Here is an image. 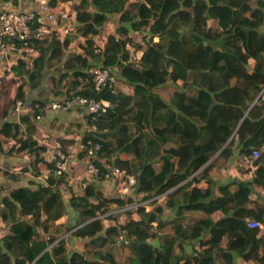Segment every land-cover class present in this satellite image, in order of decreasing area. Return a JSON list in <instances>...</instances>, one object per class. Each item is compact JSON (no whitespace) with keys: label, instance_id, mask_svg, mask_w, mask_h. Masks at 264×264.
<instances>
[{"label":"trees","instance_id":"obj_1","mask_svg":"<svg viewBox=\"0 0 264 264\" xmlns=\"http://www.w3.org/2000/svg\"><path fill=\"white\" fill-rule=\"evenodd\" d=\"M77 1L69 14L73 37L52 32L11 54L16 62L9 75L23 81L2 120L17 100L45 83V70L58 76L47 77L50 94L32 103L31 115L15 125L4 122L0 135L17 142L8 154L38 155L44 148L34 140L35 117L45 116L52 99L100 100L105 112L86 114L80 107L91 129L80 140L101 146L94 159L97 179L105 180L112 167L125 170L136 182L130 194L148 203L111 213L112 202L122 207L133 197L111 200L88 184L69 201L79 216L71 235L83 246L70 252L60 223L67 210L58 190L64 178L54 177L53 162L43 185L14 189L2 200L0 218L10 226L0 240V264H95L91 258L119 264L115 250L122 234L127 264H264V231L247 227L250 219L264 221V202L250 199L251 187L264 193V0H137L129 24L121 14L126 0ZM112 14L121 18L101 58L93 49ZM144 35L159 42L134 52L124 47L125 39ZM75 41L78 47L67 52ZM100 66L118 68L113 92L91 87L89 70ZM253 150L261 152L256 159ZM235 151L255 168L252 183L212 193L209 161L218 153L226 162ZM30 168L37 173L36 164ZM201 180L206 182L198 187ZM162 195L167 201L156 206L152 200Z\"/></svg>","mask_w":264,"mask_h":264},{"label":"crops","instance_id":"obj_2","mask_svg":"<svg viewBox=\"0 0 264 264\" xmlns=\"http://www.w3.org/2000/svg\"><path fill=\"white\" fill-rule=\"evenodd\" d=\"M40 0H0V12L3 11H11V12H24V11H36L38 14L40 13L39 2ZM48 2L51 10L55 14H59L61 12H67L69 14H75L74 8L79 3L77 0L74 2L66 1V0H45ZM137 0H126L125 2V10L123 13L129 9L130 14H135L133 10V5L136 3ZM128 4L130 7H128ZM122 14V13H121ZM121 14H112L109 15V19L111 21H117ZM72 19H68L67 22H63L58 25V28L61 27H69V30L72 31L74 29V23H71ZM197 21L199 19L197 18ZM109 24L105 23L103 28V33L105 31V35L103 38L102 36L100 39H106L108 35L114 34V31L109 30ZM209 25V23H208ZM115 26V25H113ZM116 27V26H115ZM112 29V28H111ZM115 29V28H114ZM262 33H264V26L261 29ZM72 37V36H71ZM78 47V42L75 41L71 44V47L67 49V52H71L72 49H76ZM16 62V58L12 55H9L1 64L0 68L5 67V70L9 71L11 65ZM12 74V73H11ZM14 75V74H12ZM14 77H16L14 75ZM18 78V77H16ZM15 79V78H14ZM7 85V83H6ZM16 85H18L16 83ZM168 86H172L173 83L170 82L167 84ZM264 92V91H263ZM39 93H42V90H35L27 92L23 95L24 103L26 105H30L32 108V103L39 99ZM264 95V94H263ZM161 96V95H160ZM44 97V96H43ZM53 100V99H52ZM5 102L0 101V130L2 128V124L7 122L8 124L15 125L18 121L19 116L14 113L11 109L6 119L2 120V111ZM31 115V113H29ZM28 113H23V115H29ZM22 115V116H23ZM34 125H36V137L34 140L39 142L41 139H47L50 141L58 140L62 144H66V142L73 139L71 142H75L80 140L81 136L85 132L91 131L87 127L84 122V114L80 107L73 108L69 112H60V111H50L47 110L45 116L41 117L39 120H35ZM17 144L16 140L11 137L10 134L0 135V151L6 150V153L11 150ZM177 144L173 145V148H177ZM8 147V148H5ZM43 150H38V155L30 154L29 156H20L17 154H8L4 155L0 152V210L3 209L2 207V200L5 197H8L12 190L18 188H31L35 189L38 185H43L46 181V177L49 175V166L53 163V154L52 150L48 146H42ZM199 153H203L204 148L200 147ZM2 149V150H1ZM121 157H125L120 155ZM209 163L213 164V167L210 171L208 182L211 188V192H219V191H226L228 194L233 193L237 190V186L243 185V183L251 184L254 178L255 168L251 165L249 161L243 159L241 155H239L236 151L233 153V156L230 157L226 162L218 157V153L212 157ZM36 164L37 173L35 174L33 171H30V165ZM206 165L203 167L205 168ZM28 169V170H27ZM159 169V166H157ZM159 177V176H158ZM157 177V178H158ZM63 183L59 185V192L62 194L63 201L66 205V214L65 217L60 221L63 224L64 229H76L74 226L79 219L78 212L73 210L70 205L69 201L73 197H77L81 194L82 190L84 189L83 185L86 186L91 184L94 186L98 191H103L105 194L109 196L112 200H115L112 195V190L114 187V182L106 181V180H99L90 177L86 171L84 166L78 162V158H73L68 164V171L63 176ZM206 180H201L198 187H202ZM226 189V190H225ZM130 196L133 197V200L136 199V194L131 193ZM128 197V196H127ZM127 199V198H126ZM128 199L125 201L126 204L122 207H118L115 202L110 204L111 209H124L128 207L132 203H128ZM167 196L164 195L159 196L152 201H156V206H162L167 201ZM250 199L252 200H259L260 202H264V193L256 192L251 187V194ZM118 200V199H116ZM174 218V213L168 216L165 220H171ZM57 224H51L50 228L48 229L47 235L48 237L52 235L53 231L56 230ZM10 226L9 221H2L0 218V240L5 235L8 227ZM235 229L238 233L245 235L246 230L243 229L242 224H235ZM70 230L69 234L65 233L63 237L65 238L69 251L77 250V242L75 238L70 234L72 231ZM68 238H70L68 240ZM75 241V245L71 244V241ZM158 243L157 241H155ZM74 243V242H73ZM194 242L193 244H195ZM121 244L117 245V248L121 247ZM190 246V245H188ZM185 249V253L189 254V249ZM99 251V250H95ZM90 257L91 256H87ZM94 257H96L94 255ZM116 257V252H115ZM95 262V264H102L97 259L91 258ZM117 260V258H116ZM245 260V259H244ZM118 262V260H117ZM239 262V260H238ZM243 264H247V261H242ZM239 264V263H238Z\"/></svg>","mask_w":264,"mask_h":264},{"label":"built area","instance_id":"obj_3","mask_svg":"<svg viewBox=\"0 0 264 264\" xmlns=\"http://www.w3.org/2000/svg\"><path fill=\"white\" fill-rule=\"evenodd\" d=\"M39 8L40 13L36 11H24V12H11L3 11L0 12V64L13 53L19 51L21 45L26 44L29 39H40L44 35L49 33H56L62 37L71 35L74 36L73 30L70 31L69 27L57 26V16H59L61 22L65 23L69 19V13L61 12L55 14L48 2L45 0H40ZM116 36V35H115ZM117 37V36H116ZM133 38L125 39L124 47L126 49L139 50V48L151 45L152 43L159 42V37H149V36H138ZM106 39H100L94 46V54L103 58L105 51ZM134 58V56H132ZM118 77V68H106L103 66L91 68L89 70V81L91 87L96 91L101 89L109 88L113 92V85L117 82ZM76 107L85 108L86 114H94L98 112H105L107 104L100 100L88 99L81 96H73L72 98L66 100H52L47 105V110L50 111H60V112H69L71 109ZM15 114L20 117L23 113H32V108L30 105H26L24 100H17L15 102V109L13 110ZM42 116L38 114L35 117V120H39ZM40 145L48 146L52 150L53 162H54V177L62 178L68 171V164L73 158H78V162L81 163L86 173L97 179L100 174L99 168L95 165V157L97 153L101 150V146L98 143L88 144L81 140L62 144L58 140H39ZM261 155L259 150L252 151V158L256 159ZM105 180H111L114 182V187L112 190V195L114 199L121 198L126 199L127 196H130V188L135 185V179L133 176L129 175L125 170H122L118 167H112L107 169L104 174ZM85 188L86 185L84 184ZM141 204L132 203L128 207L129 209L136 210ZM120 209L114 211L111 209V213H117L118 211H123ZM247 227L249 229H259L264 231V221H259L256 219H250L247 222ZM126 242L125 235L119 236V243L124 244Z\"/></svg>","mask_w":264,"mask_h":264},{"label":"rangeland","instance_id":"obj_4","mask_svg":"<svg viewBox=\"0 0 264 264\" xmlns=\"http://www.w3.org/2000/svg\"><path fill=\"white\" fill-rule=\"evenodd\" d=\"M128 7H130L129 4H128ZM128 11H129V9L126 10L124 13H122L123 14L122 15L123 18L125 19L124 21H126L127 24H129V17H128L129 12ZM120 18H121V16L119 17V19L117 21H111L110 19L107 20V22L109 24L108 25L109 26V30H111V31H114L115 30L114 28H115V26H118V23L120 21ZM113 25H115V26H113ZM104 33H105V31H104ZM104 33H103V28L100 29L99 30V33L97 35V39L99 40V37L102 36V38H103L104 36H106ZM69 36H71V35H69ZM135 37H137L138 39H140V37H138V36H135ZM74 49H72L71 51H73ZM49 76H58V71H55V70H49V71H46L45 70L44 71L43 81L45 83L44 84L42 83L40 85V87L38 89H36V90H42V93H39V98H41V97L42 98L48 97L49 94H50L49 88L46 87V79H47V77L49 78ZM14 78H15L14 75H12V74L9 75V72L7 71V69L5 70V67L0 68V101L1 102L4 101L5 102V105H6V103L8 102L9 99L12 101V99L15 98V89H16V86H17L16 83L19 84L21 81H23L22 79L19 80V78H17V81H14ZM6 83H7V85H6ZM5 105H4L3 108H5ZM5 148H8V147H5ZM0 152L2 154H4V155H7L6 150L5 151L2 150ZM136 199H138V198H136ZM134 203H140L141 205H147L148 201H145V200L140 201V202L134 201ZM115 204L117 205L118 203L116 202ZM117 210L118 209H115L114 211H117ZM126 210H128V208H126L125 210H123L121 212H124ZM118 212H120V211H118ZM70 230L71 229H65L64 232L69 234ZM71 231L73 232V229ZM70 234H72V233H70ZM69 239L70 238H68V240ZM71 244L74 247L75 241L72 240L71 241ZM186 247H188L187 249L190 248V246H186ZM77 249L83 250V246H78ZM115 252H116V258L118 260V263L119 264H127V262H128V256H126V254L124 253V247L121 246L119 248H116Z\"/></svg>","mask_w":264,"mask_h":264}]
</instances>
